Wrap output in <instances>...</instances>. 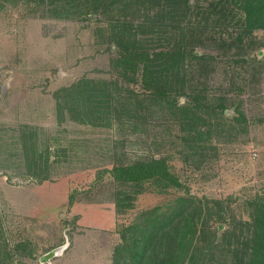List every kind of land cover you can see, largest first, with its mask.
I'll use <instances>...</instances> for the list:
<instances>
[{
  "label": "rangeland",
  "instance_id": "obj_1",
  "mask_svg": "<svg viewBox=\"0 0 264 264\" xmlns=\"http://www.w3.org/2000/svg\"><path fill=\"white\" fill-rule=\"evenodd\" d=\"M236 21L202 20L205 39L195 47L212 55L204 68L192 64L191 82L207 87L212 100L225 95L230 121L240 102L248 122L214 133L197 161L161 102L141 106L127 91L144 92L141 84L113 72L116 47L101 15L0 8V250L13 255L12 264H111L124 225L183 194L145 182L130 206L119 207L116 196L128 186L107 170L152 156L166 157L191 194L228 201L230 213L248 219L246 201L264 187V30L246 38L259 44L226 51L223 38L236 36ZM85 78L123 85L109 124L81 122L76 104L60 105L59 90ZM221 224L222 233L230 223ZM60 246V255L41 260Z\"/></svg>",
  "mask_w": 264,
  "mask_h": 264
},
{
  "label": "trees",
  "instance_id": "obj_2",
  "mask_svg": "<svg viewBox=\"0 0 264 264\" xmlns=\"http://www.w3.org/2000/svg\"><path fill=\"white\" fill-rule=\"evenodd\" d=\"M18 5L54 16L98 14L106 19L110 47H116L110 61L113 72L124 81L141 84L144 92L127 90L141 106L148 100L161 102L179 125L189 156L196 155L197 161L204 160L214 133L234 127L232 123L248 122L240 102L233 103L236 112L228 120L225 111L232 102L225 95L210 99L207 87L192 84L190 68L196 62L204 68L212 55L195 47L205 39L198 30L202 20L215 18L228 24L237 19L236 36L223 38L230 39L223 43L226 51L259 44L248 39L264 30V0H0V8ZM122 87L117 81L85 78L59 90L64 91L60 105L76 104V118L81 122L109 124L117 113ZM139 95L144 96L142 100ZM181 96L190 101L179 103ZM107 172L128 186L116 196L119 207L130 206L144 191L145 182L154 183L162 194L173 188L183 193L140 211L132 223L124 225L111 264H264V187L247 199L245 220L230 213L228 201L191 194L164 156L115 164ZM226 222L229 227L219 232L217 225ZM0 255H4L0 264H12L13 255L1 250Z\"/></svg>",
  "mask_w": 264,
  "mask_h": 264
},
{
  "label": "water",
  "instance_id": "obj_3",
  "mask_svg": "<svg viewBox=\"0 0 264 264\" xmlns=\"http://www.w3.org/2000/svg\"><path fill=\"white\" fill-rule=\"evenodd\" d=\"M223 226H224V225L221 224V225L219 226V229L221 230V229L223 228ZM64 248H65V246H60V247H58V248H55V249H53V250H50L48 253H46L45 255H43V256L41 257V260H42V261H46V260L51 259V258L54 257V256L60 255V254L63 252Z\"/></svg>",
  "mask_w": 264,
  "mask_h": 264
}]
</instances>
